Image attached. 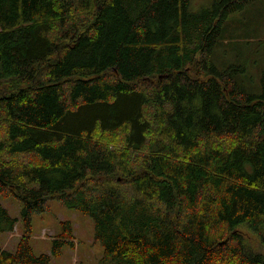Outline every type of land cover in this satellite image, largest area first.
<instances>
[{
  "label": "trees",
  "instance_id": "trees-1",
  "mask_svg": "<svg viewBox=\"0 0 264 264\" xmlns=\"http://www.w3.org/2000/svg\"><path fill=\"white\" fill-rule=\"evenodd\" d=\"M258 0H0V264L75 247L55 200L91 218L98 264H264V71L212 61L224 22ZM242 228L259 247L247 246Z\"/></svg>",
  "mask_w": 264,
  "mask_h": 264
},
{
  "label": "rangeland",
  "instance_id": "rangeland-1",
  "mask_svg": "<svg viewBox=\"0 0 264 264\" xmlns=\"http://www.w3.org/2000/svg\"><path fill=\"white\" fill-rule=\"evenodd\" d=\"M212 0H191L194 11L211 5ZM212 61L217 68L223 69L230 65L244 66L238 72V85L255 94L260 92V77L264 71V0H258L236 12L224 22L221 35L213 48ZM2 205L12 216L17 217L20 202L15 198L1 199ZM50 210L42 214H34L33 234L30 244L36 255L48 253L51 240L59 232V221H71L74 230L75 247L66 245L63 255L52 259L50 264H98L102 255L101 244L94 238V227L91 218L61 203L51 200ZM246 236L247 246L259 247L260 243L248 228L241 229ZM22 228L20 223L14 232L0 235V246L13 250L16 246Z\"/></svg>",
  "mask_w": 264,
  "mask_h": 264
}]
</instances>
